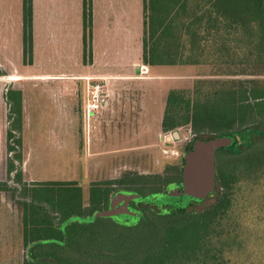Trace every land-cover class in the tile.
<instances>
[{
	"label": "rangeland",
	"instance_id": "obj_1",
	"mask_svg": "<svg viewBox=\"0 0 264 264\" xmlns=\"http://www.w3.org/2000/svg\"><path fill=\"white\" fill-rule=\"evenodd\" d=\"M82 1L37 0L40 20L35 26L31 59L24 55L21 43L5 45L9 36L0 31V183L7 186L11 206L7 209L0 205V264H26L27 246L22 242L25 228L28 238L34 241L28 248L35 250L36 256L56 261L52 251L62 250L71 264H77V253L86 254L99 242L108 244L111 235H139L122 228L137 220L128 224L110 218L68 221L90 218L104 211L103 207L109 208L107 203L95 211L89 208L96 191L112 199L119 193L148 186L149 182L140 183L141 176L174 179L179 175L187 145L197 133L191 122H184L188 116L185 105L176 106L172 113L180 122L176 129L179 138L175 140L171 132L163 131L171 92L189 100L197 90H208L202 82L218 81L214 85L216 91L228 90L225 83L230 80L248 81L246 89L264 91V76L242 75L250 65L241 62L144 64L143 52L139 53L143 46L138 49L137 42L138 0L119 2L117 8L122 9L119 12H125L120 16L123 31L115 29L116 26H111L115 31H106V19L118 16H109L110 11L98 0L95 63L93 41L92 56L84 52ZM253 68L263 70L260 64ZM102 74L120 77L100 78ZM42 77L51 79L39 80ZM8 90L20 91L23 96L22 129L13 132L15 138L11 143L15 151L11 154L5 152L12 123L5 98ZM254 104L251 100L250 105ZM121 109L125 116L118 120ZM16 119L15 116L13 122ZM204 135L214 137L210 133ZM19 138L20 145L16 143ZM230 138L236 152L263 140L264 117L248 118ZM259 148L255 155L258 158L264 145ZM19 155L21 158L15 161ZM244 158L225 155L221 164L236 167L239 177L231 188L220 187V197L228 195L231 205L211 238V249L223 252V262L218 264H264V166L258 173L246 171L242 165ZM11 164L14 172H10ZM48 196L67 209L62 214L63 223L57 209L58 225L64 232L57 231L61 229L52 232L45 227L39 234L41 240L36 242L37 230L29 223L30 215L35 213L37 221L38 214L44 212L55 223L54 209L44 201ZM216 203L217 194L202 203H193L189 210L201 212ZM134 206L138 217L143 211H157L155 204L135 202Z\"/></svg>",
	"mask_w": 264,
	"mask_h": 264
},
{
	"label": "trees",
	"instance_id": "obj_2",
	"mask_svg": "<svg viewBox=\"0 0 264 264\" xmlns=\"http://www.w3.org/2000/svg\"><path fill=\"white\" fill-rule=\"evenodd\" d=\"M202 1L205 6L209 5L208 11L213 13L216 3L213 0ZM234 6L233 1L228 3L226 0L223 9H233ZM199 7V0H143L144 64L148 66L212 65L213 62L236 61L250 65V69H245L242 75L264 76V0H237L238 28L234 25L229 31H213L211 28V30L201 31L198 25L199 18H197ZM185 9L190 15L183 17V24L182 19L180 17L178 19L176 15L173 16V13H180ZM82 17L84 52L92 56L93 0H83ZM23 46L24 55L31 59L33 54V0H23ZM255 64H260L263 70L254 71ZM247 82L230 80L225 83L229 87L228 90L213 91L218 81H205L201 84L209 87L208 90H197L193 99L186 100L176 92H171L168 98L167 110L162 123L164 132H176L180 122L172 116V113L176 106L185 105L188 116L184 122L186 124L191 122L193 130L197 133L194 142L190 145V150L198 141H210L217 138L222 141L223 148H229V152H217V190L211 195L214 197L217 194V203L201 212L189 210L196 203H191L186 209L178 210L168 205L160 206L161 208L156 205L157 211H143L142 216L137 217L135 224L121 226L126 231L139 235H111L108 244L99 242L88 253H77L75 259L77 264H218L223 262V252L211 249V238L218 225L220 226V219L223 220L231 205L228 195L225 198L220 197V187L231 188L232 182L234 185L239 175L235 171L236 167H231L225 162L221 165L222 160L225 155L243 156L245 162L242 165L245 170H253L255 173L263 170L262 166H264V152L259 158L255 156L261 150L259 146L264 145V139L249 143L242 151L233 152L231 150L235 146L231 142V134L238 132L248 118L264 117V91L246 89ZM209 84L212 86L210 87ZM5 98L10 108L8 119L13 123L8 129L10 140L8 150L12 152L15 151L11 143V140L15 138L13 132L22 129L23 96L20 91L8 90ZM251 100L255 102L254 105H250ZM15 116L17 119L13 122ZM238 125L239 128H236ZM209 133L214 137L204 135ZM16 143L21 144L20 138L16 139ZM20 158L19 155L15 161ZM12 164L10 172L15 170ZM183 164L184 158H182L179 175L174 179L139 177L140 183L149 182V184L132 191L144 197L164 194L170 186L181 184ZM116 183L128 182L116 181ZM4 189L5 185L0 184V190ZM44 201L50 204L54 213H57L59 209L60 216L67 212L66 208H61L55 203L53 196H48ZM110 201V196L99 190L93 197L91 196L89 208L95 211L102 207V203L109 205ZM103 208L105 210V207ZM34 214L30 215L29 223L37 230V235L34 237L35 241L39 242L41 240L40 231L45 230V227L54 232V229L50 227L53 222L51 218L45 216L44 212H40L39 218L35 221ZM62 219L63 223L65 218L62 216ZM24 241L26 246L34 242L28 238L26 228ZM103 244L105 248L101 247ZM34 252L35 250L30 255L34 261H27L26 264H52L45 261L43 257L36 256ZM52 252L58 264H71L64 254L66 251L53 250Z\"/></svg>",
	"mask_w": 264,
	"mask_h": 264
},
{
	"label": "water",
	"instance_id": "obj_3",
	"mask_svg": "<svg viewBox=\"0 0 264 264\" xmlns=\"http://www.w3.org/2000/svg\"><path fill=\"white\" fill-rule=\"evenodd\" d=\"M174 137L178 138V135L174 134ZM222 145V141L218 138L210 141H198L193 145L192 150L183 157L181 187L170 186L165 194L155 197H144L134 192L119 193L112 199L107 210L96 212L92 217L86 219L72 218L68 223L94 222L99 218H110L123 224L128 221L134 222L137 220V215L129 209L131 202H145L157 206L168 205L174 210L186 209L191 203L204 202L217 190L216 156ZM45 261L57 264L56 261L49 258H46Z\"/></svg>",
	"mask_w": 264,
	"mask_h": 264
},
{
	"label": "crops",
	"instance_id": "obj_4",
	"mask_svg": "<svg viewBox=\"0 0 264 264\" xmlns=\"http://www.w3.org/2000/svg\"><path fill=\"white\" fill-rule=\"evenodd\" d=\"M105 7H107L108 11H110L109 16H118L116 19L107 18L106 23V31H115L111 29V26H116L115 29L123 31L121 28L122 25L120 24V16L125 15V12H119L122 11L117 8L119 6V1L114 2L116 0H101ZM200 1V7L197 12V18H199L198 25L200 26L199 29L201 31H207V30H213V31H229L232 29V26H237V10H236V2L237 0H228V3L234 2L235 6L234 8L230 9H223L225 7L226 0H213L215 4V10L213 13H210L208 11L209 5L204 4V1ZM223 2V4H222ZM138 10L136 12L138 16V25H139V39L138 42V49L143 46V31H144V12H143V0L137 1ZM37 0H33V40H34V47H35V26L36 22L40 20V14L36 9ZM97 7H98V0H93V44H94V61L96 63L97 58ZM82 10H83V1H82ZM180 17L182 19L183 23V17L186 18L189 17L190 13L186 9L183 10V12H175L173 13V16ZM179 19V18H178ZM184 24V23H183ZM211 28V29H210ZM0 31L3 33H6L9 38H6L7 44L10 45L14 42L21 43L23 45V0H0ZM7 47V46H4ZM142 50L139 51V53L142 54ZM139 60V58H138ZM106 76L107 78H116L120 76H108L102 74L100 78H104ZM99 86V85H98ZM97 87V85H96ZM8 92V91H7ZM6 92V93H7ZM5 99V98H4ZM5 152L7 153V149L5 147ZM2 182V181H1ZM5 191H0V205L4 208L7 206V209L11 206L9 205V201L7 199ZM51 227V226H50ZM24 242V234H23V240ZM29 246H27L28 249Z\"/></svg>",
	"mask_w": 264,
	"mask_h": 264
},
{
	"label": "flooded vegetation",
	"instance_id": "obj_5",
	"mask_svg": "<svg viewBox=\"0 0 264 264\" xmlns=\"http://www.w3.org/2000/svg\"><path fill=\"white\" fill-rule=\"evenodd\" d=\"M9 115V114H8ZM124 110H120L119 112H118V116H117V118H118V120H120V119H124ZM108 122H110L109 120H108ZM174 134H177L178 135V132L176 131V132H174V133H172V137L176 140V139H178L179 138V136H178V138H175L174 137ZM244 137V136H243ZM13 140V139H12ZM11 140V141H12ZM194 140H195V138L193 139V140H191L190 141V143L187 145V148H188V150L186 151V153H188L189 151H190V145L194 142ZM260 140V139H259ZM241 146V145H240ZM243 148H241L240 150H242ZM229 150V148H227V147H225V148H220V149H218V151L217 152H229L228 151ZM232 150V149H231ZM7 151L9 152V150H8V147H7ZM233 151V150H232ZM233 152H236L235 151V149H234V151ZM10 154H11V152H9ZM185 153V154H186ZM217 157V156H216ZM183 168V167H182ZM182 183V182H181ZM0 184H2V183H0ZM177 186H179V187H181V184L180 183H177ZM7 186L5 185V189L4 190H0V191H8L7 189ZM167 190H168V188L166 189V192H167ZM20 191H21V189H20ZM19 191V192H20ZM114 196H117V195H114ZM114 196L112 197V199L114 198ZM112 199H111V201H112ZM28 201V200H27ZM27 201H25L24 203L26 204L27 203ZM111 201H110V204H111ZM29 202V201H28ZM110 204H109V206H110ZM134 204H135V202H131L130 203V205H129V209L132 211V212H134L136 215H137V217H138V213L136 212V208H135V206H134ZM54 218H55V223L53 224V225H51L50 224V226L52 227V229H61V231H62V233L64 232V230H63V228H62V226H61V224L60 225H58V221H59V219L57 220V213H54L53 212V215H52ZM129 223V221L127 222V224ZM57 231H59V230H57ZM63 235V234H62ZM27 261L28 262H33L34 260L30 257V255H31V250L28 248L27 249Z\"/></svg>",
	"mask_w": 264,
	"mask_h": 264
},
{
	"label": "bare ground",
	"instance_id": "obj_6",
	"mask_svg": "<svg viewBox=\"0 0 264 264\" xmlns=\"http://www.w3.org/2000/svg\"><path fill=\"white\" fill-rule=\"evenodd\" d=\"M10 79H12V78H10ZM40 79H41V80H46V79H51V78H43V77H42V78H39V80H40Z\"/></svg>",
	"mask_w": 264,
	"mask_h": 264
}]
</instances>
